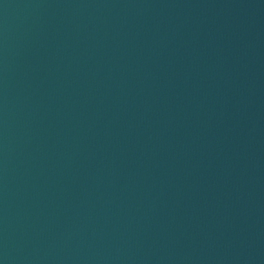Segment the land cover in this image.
Listing matches in <instances>:
<instances>
[{
  "label": "water",
  "instance_id": "95a60500",
  "mask_svg": "<svg viewBox=\"0 0 264 264\" xmlns=\"http://www.w3.org/2000/svg\"><path fill=\"white\" fill-rule=\"evenodd\" d=\"M0 264H264V0H0Z\"/></svg>",
  "mask_w": 264,
  "mask_h": 264
}]
</instances>
